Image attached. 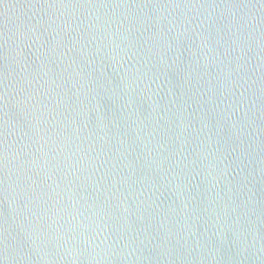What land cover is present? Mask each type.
<instances>
[{"label":"water","instance_id":"water-1","mask_svg":"<svg viewBox=\"0 0 264 264\" xmlns=\"http://www.w3.org/2000/svg\"><path fill=\"white\" fill-rule=\"evenodd\" d=\"M0 264H264V0H0Z\"/></svg>","mask_w":264,"mask_h":264}]
</instances>
